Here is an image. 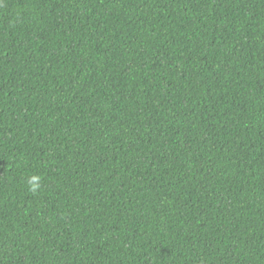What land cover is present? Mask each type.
<instances>
[{"label": "trees", "instance_id": "1", "mask_svg": "<svg viewBox=\"0 0 264 264\" xmlns=\"http://www.w3.org/2000/svg\"><path fill=\"white\" fill-rule=\"evenodd\" d=\"M0 264H264V0H0Z\"/></svg>", "mask_w": 264, "mask_h": 264}, {"label": "clouds", "instance_id": "2", "mask_svg": "<svg viewBox=\"0 0 264 264\" xmlns=\"http://www.w3.org/2000/svg\"><path fill=\"white\" fill-rule=\"evenodd\" d=\"M27 184L32 191H36L39 187V178L36 176L29 177L27 180Z\"/></svg>", "mask_w": 264, "mask_h": 264}, {"label": "bare ground", "instance_id": "3", "mask_svg": "<svg viewBox=\"0 0 264 264\" xmlns=\"http://www.w3.org/2000/svg\"><path fill=\"white\" fill-rule=\"evenodd\" d=\"M261 1H262V0H261ZM36 8H37V7H36ZM34 9H35V8H34ZM34 9H33V10H34ZM38 9H39V8H38ZM259 23H260V22H259ZM262 24H263V22H262ZM262 45H263V44H262ZM262 45H261V46H262ZM7 94H8V93H7ZM259 137H260V136H259ZM262 138H263V137H262ZM252 140H253V139H252ZM261 140H262V139H261ZM254 141H255V140H254ZM256 142H257V140H256ZM258 143H259V142H258ZM258 143H257V144H258ZM260 145H262V143H261ZM258 181H259V180H258ZM244 183H245V182H244ZM252 257H255V256H252ZM250 263H251V262H250ZM257 263H258V262H257Z\"/></svg>", "mask_w": 264, "mask_h": 264}]
</instances>
